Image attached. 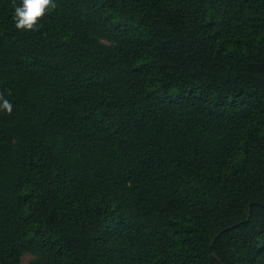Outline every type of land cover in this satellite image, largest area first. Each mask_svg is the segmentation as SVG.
Here are the masks:
<instances>
[{"label":"trees","instance_id":"16d2710c","mask_svg":"<svg viewBox=\"0 0 264 264\" xmlns=\"http://www.w3.org/2000/svg\"><path fill=\"white\" fill-rule=\"evenodd\" d=\"M55 3L0 0V264H264V0Z\"/></svg>","mask_w":264,"mask_h":264},{"label":"clouds","instance_id":"9594fccd","mask_svg":"<svg viewBox=\"0 0 264 264\" xmlns=\"http://www.w3.org/2000/svg\"><path fill=\"white\" fill-rule=\"evenodd\" d=\"M14 15L13 20L17 30L32 32L39 31L41 21L50 12L57 7L55 0H21V4L17 6L13 0ZM11 95V92L8 93ZM13 104L10 100L0 92V112L11 115Z\"/></svg>","mask_w":264,"mask_h":264},{"label":"rangeland","instance_id":"374dc122","mask_svg":"<svg viewBox=\"0 0 264 264\" xmlns=\"http://www.w3.org/2000/svg\"><path fill=\"white\" fill-rule=\"evenodd\" d=\"M30 260H31V257L29 255L25 256L23 258V264H28Z\"/></svg>","mask_w":264,"mask_h":264}]
</instances>
